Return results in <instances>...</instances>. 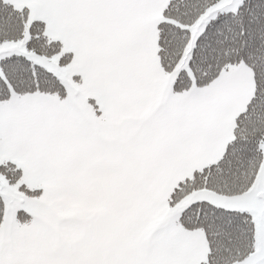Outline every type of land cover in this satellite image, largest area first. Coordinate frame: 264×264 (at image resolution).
<instances>
[{"label": "snow or ice", "instance_id": "1", "mask_svg": "<svg viewBox=\"0 0 264 264\" xmlns=\"http://www.w3.org/2000/svg\"><path fill=\"white\" fill-rule=\"evenodd\" d=\"M0 264H264V0H0Z\"/></svg>", "mask_w": 264, "mask_h": 264}]
</instances>
